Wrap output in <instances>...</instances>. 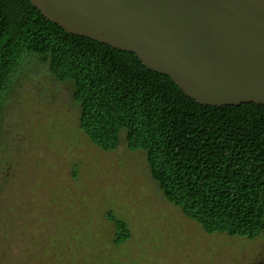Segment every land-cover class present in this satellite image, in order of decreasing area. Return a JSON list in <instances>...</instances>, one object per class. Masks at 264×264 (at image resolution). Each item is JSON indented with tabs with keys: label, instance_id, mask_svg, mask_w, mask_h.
Wrapping results in <instances>:
<instances>
[{
	"label": "rangeland",
	"instance_id": "rangeland-1",
	"mask_svg": "<svg viewBox=\"0 0 264 264\" xmlns=\"http://www.w3.org/2000/svg\"><path fill=\"white\" fill-rule=\"evenodd\" d=\"M72 92L33 61L4 103L0 264H264V234H206L165 200L124 133L114 151L94 146ZM108 212L127 224L120 245Z\"/></svg>",
	"mask_w": 264,
	"mask_h": 264
},
{
	"label": "trees",
	"instance_id": "trees-1",
	"mask_svg": "<svg viewBox=\"0 0 264 264\" xmlns=\"http://www.w3.org/2000/svg\"><path fill=\"white\" fill-rule=\"evenodd\" d=\"M33 61L72 84L79 128L104 152L124 133L142 151L165 200L208 234H264V106L197 104L135 54L67 34L29 0H0V123L4 103ZM120 245L127 224L106 214Z\"/></svg>",
	"mask_w": 264,
	"mask_h": 264
},
{
	"label": "water",
	"instance_id": "water-1",
	"mask_svg": "<svg viewBox=\"0 0 264 264\" xmlns=\"http://www.w3.org/2000/svg\"><path fill=\"white\" fill-rule=\"evenodd\" d=\"M67 34L135 54L210 107L264 106V0H29Z\"/></svg>",
	"mask_w": 264,
	"mask_h": 264
},
{
	"label": "flooded vegetation",
	"instance_id": "flooded-vegetation-1",
	"mask_svg": "<svg viewBox=\"0 0 264 264\" xmlns=\"http://www.w3.org/2000/svg\"><path fill=\"white\" fill-rule=\"evenodd\" d=\"M3 173V171L0 169V178H1V174ZM2 188H1V183H0V192H1Z\"/></svg>",
	"mask_w": 264,
	"mask_h": 264
}]
</instances>
